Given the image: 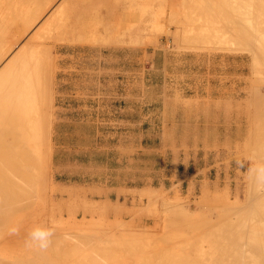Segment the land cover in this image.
I'll return each instance as SVG.
<instances>
[{
	"label": "rangeland",
	"instance_id": "374dc122",
	"mask_svg": "<svg viewBox=\"0 0 264 264\" xmlns=\"http://www.w3.org/2000/svg\"><path fill=\"white\" fill-rule=\"evenodd\" d=\"M66 1L54 0L49 5L44 0L47 7L40 11L45 13L10 54L30 40L27 53L48 49V61L54 67L48 180L43 190L30 186L34 193L28 197L29 202L32 198L30 232L38 227L51 229L52 240L59 238L61 244L70 245H62L68 247L67 252L74 243L88 249L89 242L81 243L86 240L93 248L110 246L122 257L132 243L137 245L133 248L142 246L149 251L170 248L169 237H194L212 216L226 217L230 206H243L258 166L245 143L254 113L261 109L251 99H244V93L263 83L258 82L264 81V67L261 61L253 67L250 52L235 50L243 47H232L230 39L220 43L207 35L209 30L213 31L209 35L217 37L214 30L226 26L219 10H214L217 1L223 0H211L215 6L209 0H78V17L114 18L111 22L119 21L122 31L146 24L140 36L129 39L120 35L109 42L79 34H71L72 39L64 32L68 31V7L59 21L64 29H51L50 33L40 29ZM190 1L202 2V6L195 3L196 8ZM220 22L224 27H219ZM214 24L219 26L211 30ZM238 91L243 93L235 100ZM219 101V108L212 109V103ZM230 102L234 109L227 107ZM233 102L242 104L237 108ZM261 104L264 108V102ZM55 240L52 244L65 251ZM105 250L102 254L93 250L104 260L92 251L88 255L106 264ZM82 252V256L76 253L80 255L76 260L84 259L85 250Z\"/></svg>",
	"mask_w": 264,
	"mask_h": 264
},
{
	"label": "bare ground",
	"instance_id": "6f19581e",
	"mask_svg": "<svg viewBox=\"0 0 264 264\" xmlns=\"http://www.w3.org/2000/svg\"><path fill=\"white\" fill-rule=\"evenodd\" d=\"M50 1L48 0L47 2V0H45V4L52 5L54 0ZM209 1L212 5H216V3L214 4L212 2L213 0ZM189 3H196L200 6L202 2L198 4L197 2L193 3L190 1ZM184 4L186 3L184 2ZM196 4L195 7L197 6ZM207 5L205 4V6ZM217 6L218 9L217 7H214V10H219L220 13L218 14H222L223 22L224 19L226 20L224 23L226 26L224 27V24L221 22L220 26L214 24V28L210 25L211 30L215 29L216 26L222 27V25L224 28L221 31L219 30L220 28L218 29L217 27L216 29L220 32H217L218 30L216 29V31L214 30V34L217 35V37L211 35L213 31L209 30H206L208 31L207 35L210 37L213 36L216 40L219 39L220 41H218L220 43H228L227 39H230L229 43L232 42V47L235 48V44L243 47H236L237 49L235 48V50L239 49V51H241V49H243L242 52H250L253 67H255L260 61L264 67V26H262L264 24V0H223L220 2L217 1ZM44 7H47V5L44 6V0H0V63L5 60L3 66L0 67V264H57L59 261H62V264H103L104 258L102 255H100L102 256L100 257L98 253L102 254L105 249L104 254H106V256L103 255L106 260L104 263L108 262L106 264H264V182H258L256 179L254 180L253 177V180H250V182H252H249V186L250 184L252 185L253 191L251 190V186V188L248 187V189H250H247L245 204H243V206H240V204L237 205V203L236 206H230L232 209L231 211L229 209L226 217H219V213L214 209L215 213L217 212L218 214L212 216L210 222L206 223L204 221L203 224L206 223V225H200L201 227H198L199 232H204L202 236H198L200 235L198 231V235L195 233L194 237L192 235L184 236V234L181 235L179 233L180 235L177 234L176 239L175 236L173 238L172 236L169 237L170 239H175L174 241L172 240L173 242L170 239H167L170 244L172 243L170 248L165 249L164 247L166 246H164L162 247L164 249L160 248L161 250L159 251H149L148 249H144V251L142 246L141 248H139L140 246L138 248H133V245L135 244L130 243L132 248L127 245V252L124 251V254L126 252L125 257H123L124 254L121 257L122 253L119 257V253H117L118 251L111 249L110 246L107 247L105 245V247H103L104 249L101 246H99V248H93V243H90V241L86 242V240H81V243L86 245V243L88 244L89 242L88 245L90 247L92 246V250L88 246V249L83 248L85 250L84 252V250L79 247L80 245L77 246V244L70 239V242L72 240L74 243V247L71 245L70 248H73V250L75 249L76 251H69V249V252H67V248L70 245L61 244V240L55 238L56 240H54L61 246L68 245V247L66 246L67 248H65V246L61 247L66 249L65 251L61 250L59 249V245L52 244L54 240L51 238V245L45 252L31 247L33 249L32 251L37 250L38 254L35 251V254H33L34 256L37 254V257L32 255L31 257L33 258L30 259L32 251L30 252V247L26 241L30 234V210L28 207L31 205L32 198L31 202H29L30 199H28V197L30 194H34L32 190H34L36 186L42 189L45 181L48 180L46 179V176L48 175L46 166L49 158V109L52 87L51 80L54 67L52 66V60L48 61V49H43V51H40L39 53L37 51V54L33 52H28L29 54L27 53L29 50L26 51V47L31 43L30 40L23 44L14 55L10 54L14 49V46L20 42L25 34H27L28 30L40 20V17L45 13L44 11L46 9L43 11L44 13L40 10H43L42 8ZM67 7L70 8V17L68 19V25L65 28L68 31L64 32H69L70 35L79 34L83 35L82 37L86 36L92 40L93 38H95V40H99V38L100 40L108 39L107 41L109 42L117 36L120 37V35L121 37L127 36L129 39L135 34L140 36L142 33H145L144 31L147 29L146 24L141 22L142 24L137 27L135 26V28L131 27L132 29L122 31L118 27L119 24H117L119 21H116L117 23L111 22L112 20L115 21L114 18H111L112 20H106V17L104 19L103 17L102 19L99 17L98 20H96V17L93 15H91L92 17L90 15L89 17H87L88 15L86 17L85 15L78 17L80 16L78 15L80 14L78 0H67L65 4L58 5L54 11H52V15H50L51 17L48 22H43L40 25V29H47L49 30V33L52 32L50 31L51 29H64L63 26L65 25L61 26L59 21L61 19L60 17L62 15L64 16ZM202 8H200V11H202ZM208 9L210 10V6ZM207 11L206 13H210ZM216 15L217 13L213 16L216 17ZM252 17H255V19ZM215 23L217 22L215 21ZM155 28L157 29V27ZM119 29L122 32H119ZM210 32L211 34L209 35ZM220 33L225 35L226 39L224 41V37L223 35L221 37ZM204 36L206 39V34ZM231 45L229 44L228 46L230 47ZM50 57L52 56L50 55ZM253 76H255V73ZM258 83V87L256 86L252 88L250 85L251 89L244 93V99H251L255 105L258 104L261 107L260 110H256L254 113V125L252 126L253 128L251 129V132H249L248 139L245 143V147H250L249 149L252 150L253 155L250 153V156H254L253 160L258 165L257 167L264 166V108L262 107L263 104H261V102H264V81L262 80ZM254 84L256 85V83ZM238 92L234 97L235 100L242 95L241 93H243V91ZM248 102L247 104L250 105L251 102ZM220 103L221 101L216 104L212 103L211 108L217 107ZM241 104L242 103H234L237 108L240 107ZM227 107L233 108L231 102ZM28 146H34L35 149H29ZM249 149H247V151H249ZM252 176L255 178V170L252 172ZM254 181L256 182L253 185ZM27 183L30 185L27 186ZM30 186H33V189ZM27 189H29V191H27ZM222 215H224V213ZM179 227L181 228L180 225ZM84 238L82 239L84 240ZM64 239H62L63 242ZM168 241L167 243H169ZM77 242H79V238L76 243ZM55 245L56 248H54ZM142 245L144 244L142 243ZM96 248L99 249L100 252L96 250ZM115 249L117 250V248ZM87 250H89V252L92 251L90 252L92 255H98V257L103 260L100 261V259L97 258L96 261V257L88 255L90 253ZM93 250H96L95 252L98 253L93 252ZM111 250L114 255L116 253V257L111 254ZM123 250L125 249L122 248V251ZM48 251L49 253H46ZM147 251L151 253H148ZM79 252H82L84 256L86 254L85 257H82L84 259H81L80 257L79 260H76L80 256L79 254H81ZM145 252L148 254L146 255ZM68 253H70L69 260H67L69 257V255L67 256ZM73 253H75V255ZM76 253H79L77 254L79 255L78 257L76 256ZM71 254L73 256H71ZM89 256L94 260L87 258ZM126 256L128 258H126ZM73 257H77L75 258V261ZM70 260H73L71 261L73 263H70Z\"/></svg>",
	"mask_w": 264,
	"mask_h": 264
},
{
	"label": "clouds",
	"instance_id": "9594fccd",
	"mask_svg": "<svg viewBox=\"0 0 264 264\" xmlns=\"http://www.w3.org/2000/svg\"><path fill=\"white\" fill-rule=\"evenodd\" d=\"M255 178L258 182H264V166L255 169ZM53 231L48 228H35L28 237L26 243L29 247L35 246L42 251H46L51 245Z\"/></svg>",
	"mask_w": 264,
	"mask_h": 264
}]
</instances>
